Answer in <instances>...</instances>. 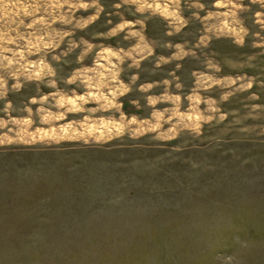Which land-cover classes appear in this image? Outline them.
I'll use <instances>...</instances> for the list:
<instances>
[{
	"label": "rangeland",
	"instance_id": "1",
	"mask_svg": "<svg viewBox=\"0 0 264 264\" xmlns=\"http://www.w3.org/2000/svg\"><path fill=\"white\" fill-rule=\"evenodd\" d=\"M5 2L31 12L28 6L36 0H0V264H264L261 0H179L178 10L168 5L176 17L163 12L168 0H159L161 10L143 22V29L136 17L111 7L119 0H101L105 11L89 29L106 23V16L119 24L123 14L144 44L155 48L138 68L121 71L112 83L105 69H124L132 60L116 63L108 52H127L138 37L127 36L125 29L91 41L98 48L75 63V53L65 55L70 37L57 46L65 27L52 23L47 12L73 20L89 13L41 8L35 19L21 12L10 24ZM40 2L47 8L57 0ZM21 20L34 26L17 27ZM105 49L101 59L97 52ZM53 72L56 76L46 75ZM77 72L76 83L62 82ZM130 75L138 76L137 90L117 95ZM56 77L61 80L49 87ZM145 86L151 87L139 91ZM227 92L232 95L221 101ZM78 97L88 103L82 105ZM109 100L127 119L136 118L134 128L159 114L162 131L199 123L200 134L182 131L174 139L154 140L156 133L135 139L125 133L96 141L80 136L83 129L73 123H82L84 113L39 123L41 116L92 109ZM209 101L219 108L213 115L224 117L219 123L199 119L208 114ZM41 107L44 112L37 116ZM113 113L118 123L114 107L104 115L112 120ZM28 120L30 126L22 123ZM24 129L27 134L17 136Z\"/></svg>",
	"mask_w": 264,
	"mask_h": 264
},
{
	"label": "clouds",
	"instance_id": "2",
	"mask_svg": "<svg viewBox=\"0 0 264 264\" xmlns=\"http://www.w3.org/2000/svg\"><path fill=\"white\" fill-rule=\"evenodd\" d=\"M239 3L242 4L243 0H239ZM262 5H264V0H261ZM171 5L173 9L178 10L180 8V2L179 0H168V3L164 5L163 12L167 13L169 16L176 17V11L168 12V5ZM3 10H4V17L8 20L10 24H15L16 20L15 17L19 16L21 12H23L25 15L32 17L35 19V16L37 12L44 8V10L47 12L48 8L53 9H61L66 7L70 13L73 15L76 12H83V13H89L87 16L81 15L80 17L76 18L75 20L72 19V16L63 14V15H57L55 18L52 17L51 12H47L49 19L52 20V23L59 22L61 25L65 27V31L59 34V39L57 40V46H59V43L64 40L65 37H70V39L67 40L68 45V52L65 53V55H68L69 53H75V63H80L84 60L85 56L93 52L98 48L97 45L93 44L91 41L97 40V39H108L111 37L116 36L118 33L123 32L125 29L128 30L127 36L131 37H138L139 42L136 47L131 48L129 51L125 52L121 50L119 54L117 53H111L108 52L107 49L103 51H98L97 54L101 59H104L105 52H108L109 57L115 58L119 61L120 64H124L126 60L131 59L132 62L127 64L126 68L121 69L118 65H112L111 68L105 69V71H108L110 75L107 77V83H112L114 77L119 76L121 71L123 72H131L133 69H136L139 67V62L135 58L136 54L147 52L149 55L151 54V49L147 47V45L144 44V37L141 35L140 32L133 31L135 28L134 24L128 23L124 20L123 14H121V22L119 24L113 25L111 19H107L106 16V23H102L98 25L94 29H89L90 25H94L97 20L100 19V15L102 12L105 11V5L102 4L101 0H72L71 3H69V0H64V3L61 4L59 0L55 3H49L47 5V8L44 7V5L40 2V0H36V3L29 5L32 9L31 12L27 11V9H20L17 10L18 6L13 3L5 2L3 4ZM114 9H123L124 13H126L129 16L136 17V24L140 25L141 29H143L144 21H147L151 18L152 15H155L158 11L161 10V4L159 0H119L117 3H113L111 5ZM199 7V5H197ZM233 8H236L237 11H247L246 8H237V5H232ZM235 15V13H233ZM177 19H179L177 17ZM37 23H43V21H39ZM33 24L24 25V21L21 20L20 23L17 25V27H33ZM50 27V25H48ZM104 28L110 30L108 31H99V29ZM88 30L85 32V30ZM12 31H16V29H12ZM243 31V29H241ZM78 33H84V35H78ZM168 35H173V33H168ZM18 39H23L22 36H18ZM127 38V37H126ZM164 47H170V45H163ZM43 47V46H41ZM48 47H51V45H48ZM77 50L79 52L77 53ZM18 55V54H17ZM53 60H57L58 57L53 56ZM166 62V61H162ZM109 63L111 61L109 60ZM101 69L103 68V65L99 66ZM114 70V71H113ZM219 71V69H217ZM46 75L56 76V73H47ZM71 76L70 79H63L62 82L64 84H74L78 80L81 79L80 73L77 72L75 74H69ZM32 79H36V77H32ZM138 79L137 75H130L129 81L130 83L126 87H122L120 90L117 91V95H123L129 91H136L137 89L134 88V85L136 84ZM58 80H61L60 77H56V80H52L49 82L48 86L51 88L56 87V83ZM87 83V81H85ZM116 83H119V81H116ZM227 84L233 83L232 81L225 82ZM17 89L20 87L19 84L15 85ZM103 87H107V84L103 85ZM151 86H145L144 88L139 89L141 92H146L148 88ZM99 90V89H98ZM239 89H237L238 91ZM55 95H59V93H55ZM89 95V94H86ZM232 95V92H227L223 96L220 97L221 101H226L229 96ZM48 97H44V100L39 101V103L43 104L44 101H46ZM79 100L82 101V105L88 103V101L84 97H78ZM105 97L101 96L100 100L103 101ZM33 103H37V101H33ZM130 103L135 104L137 107H139L138 101L132 100ZM209 108H208V114L201 116L199 119L204 124H210L213 120H216L217 123L222 121L224 119L223 116L217 117L216 115H213L214 113L219 112V108L214 107L217 102L216 101H209ZM53 108H63V104H53L51 105ZM112 107L115 108L116 113H120L119 115V122H115L114 117L115 113H113V119L109 120L107 117H105L104 113L108 112ZM120 105L113 106L111 101H107V103H101L99 107L92 108V109H85L83 106L79 108H69L66 112L62 113L61 115H58L56 117H50V116H41L39 123L40 124H49L52 120H59L63 119L68 112H78V113H84L83 115V122L79 123L78 121L74 120L73 123H76L78 127L82 128L83 131L80 133V136L90 138L92 140L96 141H102L105 139H112L114 137L122 136L125 133L129 135L130 138H138L141 135H144L145 132L150 133H156L155 136L152 137L154 140H168V139H174L177 135H180L182 131H187L189 133H193L195 135L200 134V127L201 125L199 123L195 125H183V128L177 127H170L166 131H162L163 125L161 124V121L163 120V117L159 114L155 115L154 122H149L147 120L142 121L139 127H133V125L137 124V120L135 117L132 119H127L122 112H120ZM44 112V108L41 107L38 112L36 113L37 116H40L41 113ZM29 115L31 116L32 113L29 111ZM8 123H21L20 121H9ZM22 123L31 125L32 121H23ZM167 123V121H165ZM238 123V121H237ZM4 127H7V123L4 124ZM73 124L69 123L67 125V128H72ZM64 129H57L49 131H63ZM12 129H9V132H11ZM39 131V130H38ZM24 134H27V129H24L22 132H18L17 136H22ZM6 142L7 139H6ZM87 142V139L86 141Z\"/></svg>",
	"mask_w": 264,
	"mask_h": 264
},
{
	"label": "crops",
	"instance_id": "3",
	"mask_svg": "<svg viewBox=\"0 0 264 264\" xmlns=\"http://www.w3.org/2000/svg\"><path fill=\"white\" fill-rule=\"evenodd\" d=\"M214 24V23H213ZM213 32H215V33H217V31H215V30H213L212 31V33ZM208 37H210L211 36V39H214V36L213 35H207ZM215 38H219V35H215ZM137 46V44H134V46L132 47V48H134V47H136ZM147 47L149 48V49H151V52H152V50L154 51V47H152V46H150L149 44L147 45ZM121 50H123V51H125L126 52V50L125 49H116L115 50V52L114 53H117V54H119L118 52H121ZM150 57V55L148 54L147 56H145V57H142V58H140L139 56H137L136 55V59L138 60V62H139V64L143 61V60H146V59H148ZM129 60H131V59H128V60H126V61H129ZM119 61L116 59V63H118ZM140 66V65H139ZM142 72V71H141ZM138 74H139V72H138ZM140 75V74H139ZM164 82H166V83H169V81L168 80H166V81H164Z\"/></svg>",
	"mask_w": 264,
	"mask_h": 264
}]
</instances>
